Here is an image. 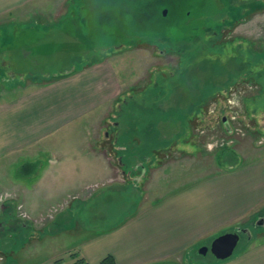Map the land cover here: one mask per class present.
I'll use <instances>...</instances> for the list:
<instances>
[{
    "label": "rangeland",
    "instance_id": "1",
    "mask_svg": "<svg viewBox=\"0 0 264 264\" xmlns=\"http://www.w3.org/2000/svg\"><path fill=\"white\" fill-rule=\"evenodd\" d=\"M71 7L58 24L36 27L47 37L0 54V99L9 91L4 79L10 87L23 83L30 89L29 76L45 81L74 65H88L93 73L103 67L109 78L107 103L47 141L62 159L53 164L52 153L42 154L35 177L70 188L61 204L50 206L52 217L72 200L74 187L79 196L73 201L87 199V220L99 230L188 187L221 193L223 209L238 191L232 181L244 182L243 195L255 192L264 167V0H73ZM7 23L0 33L32 30ZM57 44L66 50L53 49ZM25 48L40 53L32 56ZM100 147L110 159L111 176ZM261 204L248 218L206 232L202 241L157 264H264ZM18 206L25 209L24 203ZM1 217L9 220L0 231L8 260L27 252L29 262L42 261L78 240L69 232L50 237L54 223L37 227L40 215L26 227L9 214ZM240 228L246 231L231 256L200 251ZM243 254L247 263L238 258Z\"/></svg>",
    "mask_w": 264,
    "mask_h": 264
},
{
    "label": "crops",
    "instance_id": "2",
    "mask_svg": "<svg viewBox=\"0 0 264 264\" xmlns=\"http://www.w3.org/2000/svg\"><path fill=\"white\" fill-rule=\"evenodd\" d=\"M72 2L73 0H0V27L12 22L19 24V27L22 25L19 30L32 28L25 32H1L0 54L22 49L25 47L22 41L47 37L36 27L52 22L58 24L62 14L70 12ZM44 12L50 16L47 17ZM29 53L38 56L40 52ZM89 68L88 65L82 68L74 65L73 68L66 69L64 74L54 75L46 80L44 78L45 81H36L31 75L29 78H32L33 85L31 84L30 89H27L28 86H22L23 83L10 87L9 79L3 81L6 88L13 91H7L8 93L3 95L4 98L0 99V191H3L2 187H6L11 196L9 203L4 204L0 213L15 217L16 221L25 227L33 223V216H50L51 211L55 210L50 209V206L61 204V201L67 198V192H70L68 187L56 186L61 184L55 179L35 177L36 171L43 166L42 154L52 153L53 164L62 159L55 157L58 154L55 153L54 147H46L47 141L57 137L63 127L84 118L92 109L110 99L111 89L107 80L109 78L104 77L103 67L95 73L88 72ZM97 153H102L109 159L102 147ZM107 162L106 169L111 176L114 172L110 159ZM20 169L23 174H20L21 171L17 174ZM13 171H16L17 175ZM122 173L126 177L127 174L124 171ZM260 179L262 182H257L256 191L247 190L244 195L240 190V187L245 185L244 182L232 181L238 191L232 197H227L231 204L224 209L221 205L224 196L221 193L212 194L205 186L197 185L179 190L180 195L175 193L168 199H156L153 201L155 206L147 210L138 209L122 223L107 230H99L90 225L87 214L91 206L85 203L87 199L84 197H80L83 198L79 203L81 206L73 201L79 196V193H74V187V194H69L72 195V200L65 202L55 214L56 217L42 218V223L35 225L49 228L47 225L54 223L55 232H51L50 237L69 232L79 241L68 245L63 252L55 253L42 261H31L32 263L26 259L30 258L27 252L8 260L0 250V264H56L59 259L71 264L77 259L71 256L76 252L90 264H100L108 255L114 257L115 264L168 262L202 241L206 232L238 223L240 219L242 221L243 218H248L247 215L258 203L264 204V167L261 169ZM15 185L18 187L15 188ZM18 203H24L30 219H23L16 213ZM76 206L78 210L75 211ZM69 209L72 210L70 213ZM8 223V219L1 217L0 231L4 230ZM246 254H243L245 257H238L239 260L247 263L250 258ZM184 257L180 256L182 259Z\"/></svg>",
    "mask_w": 264,
    "mask_h": 264
},
{
    "label": "water",
    "instance_id": "3",
    "mask_svg": "<svg viewBox=\"0 0 264 264\" xmlns=\"http://www.w3.org/2000/svg\"><path fill=\"white\" fill-rule=\"evenodd\" d=\"M166 14L167 9L164 10V15ZM258 224L264 225V217L258 221ZM238 230L242 232L246 231L245 228H240ZM238 230L227 232L216 237L210 247H203L200 251L202 253H207L208 250H211L220 259H225L231 256L240 240V233Z\"/></svg>",
    "mask_w": 264,
    "mask_h": 264
},
{
    "label": "trees",
    "instance_id": "4",
    "mask_svg": "<svg viewBox=\"0 0 264 264\" xmlns=\"http://www.w3.org/2000/svg\"><path fill=\"white\" fill-rule=\"evenodd\" d=\"M160 15H162V13H160ZM65 47H67V45L57 44L52 46L53 49L59 48L61 50ZM71 256L73 258H77L75 261L71 262V264H90L84 257H81L78 252L73 253ZM56 262H57L56 264H70V263H66L62 259H59ZM100 264H115V259L112 255H108L100 262Z\"/></svg>",
    "mask_w": 264,
    "mask_h": 264
},
{
    "label": "built area",
    "instance_id": "5",
    "mask_svg": "<svg viewBox=\"0 0 264 264\" xmlns=\"http://www.w3.org/2000/svg\"><path fill=\"white\" fill-rule=\"evenodd\" d=\"M7 195H6V197H5V199H0V207H1V205L3 204V202L5 201V200H7V199H9L10 198V196H11V194L10 193H6ZM2 195H4V194H2ZM22 206H18V213L20 214L19 216L20 217H22V218H29L30 217V215L27 213V211L23 208ZM1 209V208H0ZM46 217H52V213L50 214V216H46ZM46 217H41L40 218V220H42V218H46ZM48 219V218H47Z\"/></svg>",
    "mask_w": 264,
    "mask_h": 264
},
{
    "label": "flooded vegetation",
    "instance_id": "6",
    "mask_svg": "<svg viewBox=\"0 0 264 264\" xmlns=\"http://www.w3.org/2000/svg\"><path fill=\"white\" fill-rule=\"evenodd\" d=\"M4 204H5V203H3V204L1 205V207H0V208H1V209H0V212H1V210H2V208H3V206H4ZM23 219H27V218L25 217V218H23ZM33 223H34V221H33ZM36 223H40V222H36ZM238 231H239V230H238ZM239 233L241 234V231H239Z\"/></svg>",
    "mask_w": 264,
    "mask_h": 264
}]
</instances>
